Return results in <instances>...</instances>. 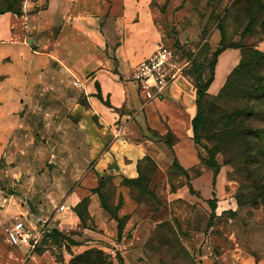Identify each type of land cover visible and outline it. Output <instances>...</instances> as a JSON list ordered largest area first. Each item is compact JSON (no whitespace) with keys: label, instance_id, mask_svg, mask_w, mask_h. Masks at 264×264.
<instances>
[{"label":"rangeland","instance_id":"rangeland-1","mask_svg":"<svg viewBox=\"0 0 264 264\" xmlns=\"http://www.w3.org/2000/svg\"><path fill=\"white\" fill-rule=\"evenodd\" d=\"M9 3L0 0V8L9 7ZM18 4L19 11L14 14L19 17L41 8L39 0H19ZM186 4L181 16L172 20L162 43L190 62L179 78H186L195 88H202L210 79V86L222 82L216 92H210L209 86L207 96L201 98L208 121L192 138L200 162L190 169L174 164L177 158L170 144L175 139L166 135L172 163L160 168L153 159L142 161L138 180L121 185L131 208L119 221L112 214L121 201L120 185L103 181L102 191L111 210H104L106 225H95L90 217L87 227L98 235L85 241L75 236L84 246L77 251L97 249L88 264H264V156L256 148L259 139H253L255 148L246 145L248 140L239 139L209 162L214 146L210 138L223 127L222 112L236 106L231 101L214 102L212 97L221 91L234 69L252 60L256 51L261 60L252 66V79L261 80L264 86V0H180L177 10ZM223 53L224 57L231 53L233 59L221 73L217 65ZM62 79L50 77L35 90L38 103L32 107L34 114L17 126L0 155V196L16 198L13 203L1 200L0 219L5 204L33 209L47 201L56 203L51 206L56 213L81 185L78 181L85 183L90 194H96L91 188L96 181L90 170L94 161L90 163L87 156L86 136L76 127L84 118L77 104H84L86 92L79 91L78 80ZM256 109L261 115L247 121L254 128L264 127V99ZM82 124L88 129L92 120L87 118ZM118 215L124 217L120 212ZM16 219L27 222L12 213L5 224L11 226ZM42 240L39 252L51 250L58 260L63 259V251L71 243L67 236L53 238L49 234ZM1 246L9 259V252L20 245H10L0 226Z\"/></svg>","mask_w":264,"mask_h":264},{"label":"crops","instance_id":"crops-1","mask_svg":"<svg viewBox=\"0 0 264 264\" xmlns=\"http://www.w3.org/2000/svg\"><path fill=\"white\" fill-rule=\"evenodd\" d=\"M39 2L41 8L34 13L22 17L12 12L0 15V155L9 146L17 126L34 114L32 107L38 101L33 95L40 84L55 75L74 83L78 80L79 91L84 89L86 100L77 104L84 118L76 127L86 136L87 156L90 163L94 161L90 170L96 181L91 188L97 187L101 177L110 176L122 192L118 213L128 215L131 202L121 186L123 180L137 178L139 165L147 156L160 168L172 163L166 135L171 133L175 139L170 150L181 166L190 169L200 162L192 139V120L197 114L195 86L182 77L162 93L141 92L130 80L136 65L164 41L172 20L181 16L187 4L177 10L180 0ZM229 55H221L217 72L223 73L231 64L233 55ZM221 84L215 81L210 92H216ZM87 118L92 124L85 129L82 123ZM84 184L78 181L80 186L65 199V208L56 213L51 207L56 203L47 201L33 209L5 204L0 226L6 237L9 225L5 223L13 213L23 216L37 231L50 224L49 235L58 231L62 237H73L78 244L69 243L62 260L55 259L51 250L39 252L44 240L35 249L21 244L9 252V259L1 246L0 264H72L71 260L82 252L77 251L84 247L82 241L98 235L82 224L74 207L89 196V216L95 225L103 227L108 219L98 194H90ZM68 199L70 204L66 203ZM1 200L13 203L16 198L0 196ZM77 235L82 241L75 239Z\"/></svg>","mask_w":264,"mask_h":264},{"label":"trees","instance_id":"trees-1","mask_svg":"<svg viewBox=\"0 0 264 264\" xmlns=\"http://www.w3.org/2000/svg\"><path fill=\"white\" fill-rule=\"evenodd\" d=\"M10 3V6L7 8H0V15L4 14L6 12H12V13H18L19 7L16 8V5L19 6V0H8ZM20 15V14H18ZM224 38H222L223 42ZM234 48H238V46H234ZM260 52L256 51L252 60H250L248 63H241L238 67L234 69V71L230 74L228 80L226 81L225 85L221 89V91L215 96L212 97V101L219 102L220 104H226L228 102H234L236 103L235 108L232 111H224L222 112V116L220 117V121L223 122V127L220 129L218 133L213 135L212 139L210 140L214 143V146L212 149H210V160L209 162H214L215 156L217 153L224 152V149L232 148L235 146L236 142L239 139H242L243 141H247L248 147L255 148L256 143H254L253 139L258 138L259 139V145L256 147L258 148V151L262 156H264V127L260 128H254L251 123H248L247 119H251L252 117H258L261 115L259 112H257V106L259 102H261L264 99V86L262 85V81H254L253 78V65L259 64L260 58ZM256 58H260L256 60ZM253 66V67H252ZM211 84V79L206 83L205 85L197 88V114L192 120L193 124V132L197 135L198 130L200 126H203L207 123L208 118L203 113L201 109V98H205L207 95L208 88ZM248 119V120H249ZM171 134V133H169ZM212 134V133H211ZM219 136L218 139H215ZM170 145H173L170 144ZM172 148V146H171ZM146 158L152 159L151 157L147 156ZM145 158V159H146ZM144 159V160H145ZM261 160V159H260ZM180 165L178 159L174 160V164L177 163ZM141 169V163L139 165V170ZM139 177V176H138ZM137 178H124L123 184L129 185L135 181L138 180ZM106 180H112L110 176H104L101 177L99 180L98 186L94 189V192L99 195L101 204L103 208L111 213V210L106 204V201L104 198V192L102 191V182ZM89 198L85 197L83 200H81L75 207L74 211L79 216L82 224L84 226H87V221L89 220ZM122 204V197L120 204L117 205L115 208V212L112 214L114 218H116L118 221L120 219L125 218L118 216V210ZM50 236L59 237L60 234L58 231H54ZM70 240V241H69ZM68 241L72 244H78L73 239H70L68 237ZM70 243V244H71ZM97 249H87L83 253L75 256L72 260V264H88L90 257ZM92 259V258H91Z\"/></svg>","mask_w":264,"mask_h":264},{"label":"built area","instance_id":"built-area-1","mask_svg":"<svg viewBox=\"0 0 264 264\" xmlns=\"http://www.w3.org/2000/svg\"><path fill=\"white\" fill-rule=\"evenodd\" d=\"M189 63L188 60L179 58L175 48L159 43L153 53L136 65L130 80L141 92L162 93L183 75ZM60 208L64 209L65 205ZM50 231V224L46 223L41 230L36 231L30 223L22 219H16L6 229L8 241L12 246L27 244L30 249H35Z\"/></svg>","mask_w":264,"mask_h":264}]
</instances>
